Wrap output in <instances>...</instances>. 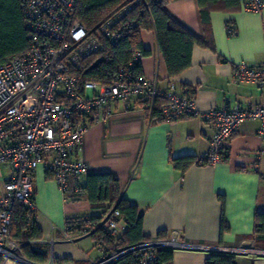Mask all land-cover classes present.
Listing matches in <instances>:
<instances>
[{"label":"crops","instance_id":"crops-1","mask_svg":"<svg viewBox=\"0 0 264 264\" xmlns=\"http://www.w3.org/2000/svg\"><path fill=\"white\" fill-rule=\"evenodd\" d=\"M167 14L181 27L212 48L196 47L192 66L170 78L158 38L151 28L142 31L145 50L142 73L160 90L170 85L195 91L198 107L211 110L228 103L250 109L264 103L262 89L241 84L235 67L264 64V10L247 13L212 12L210 30L202 22L198 0H168ZM236 27L229 36L227 24ZM136 103L129 112L112 105L113 115L99 114L84 136L81 158L88 174L64 195L52 174L40 169L35 176L36 222L43 238L31 243L48 260L89 264L101 257L93 237L65 235L68 220L102 216L92 210L83 188L88 176L110 174L120 185L122 197L143 216V234L158 238L174 232L189 245L174 251L172 264H206L217 248L247 251L235 254L238 264H264V242H254L256 216L264 213V140L258 137L257 120L244 123L229 147V161L216 166L194 165L176 171L172 160L206 153L213 130L199 119L175 123L156 122ZM5 176L9 167H3ZM1 192V187H0ZM225 202L223 206L222 202ZM223 219L229 231L221 235ZM46 262V263H47Z\"/></svg>","mask_w":264,"mask_h":264},{"label":"built area","instance_id":"built-area-1","mask_svg":"<svg viewBox=\"0 0 264 264\" xmlns=\"http://www.w3.org/2000/svg\"><path fill=\"white\" fill-rule=\"evenodd\" d=\"M79 0H20L25 27L30 37L29 50L18 59L0 66V264H35L27 259L22 245L10 239L15 207L27 210L28 220L36 213L35 176L42 168L52 174L61 192H77V183L88 174L80 157L84 136L99 114L113 115L112 105L129 112L136 103L152 117L158 100L162 120L175 123L196 118L211 127L213 136L200 164L216 166L223 163L231 141L241 126L251 120L260 122L258 137L264 140V103L250 109L240 105H224L203 111L189 88L170 85L160 90L136 68L144 59L135 52L122 66L109 85L87 82L80 85L78 73L84 60L104 50V42L117 38L115 28L135 4L129 0L113 11L99 26L89 30L76 20ZM247 13L264 10V0H240ZM229 36L236 27L228 23ZM234 78L241 84L259 86L264 94V64L245 63L235 67ZM9 167L5 176L3 167ZM98 227L114 240H120L126 223L115 209L102 216ZM88 232L85 235L90 236ZM65 235L70 234L65 230ZM101 257L89 264H115L133 256L136 264H156V250H176L189 245L180 241L178 232L166 240L158 238L108 252L98 245ZM225 254H247L245 250L217 248ZM45 264L57 262L53 256Z\"/></svg>","mask_w":264,"mask_h":264},{"label":"trees","instance_id":"trees-1","mask_svg":"<svg viewBox=\"0 0 264 264\" xmlns=\"http://www.w3.org/2000/svg\"><path fill=\"white\" fill-rule=\"evenodd\" d=\"M129 0H79L75 18L89 30L99 26L113 11ZM168 0H144L135 4L115 28L117 38L110 42L105 40L104 50L84 60L78 73L80 85L87 82H99L109 85L117 71L127 64L135 52H141L144 57L150 52L145 50L142 41V31L151 28L158 38L170 78H178L192 66V56L196 47L212 48L197 39L194 35L176 23L165 11ZM200 15L206 31L210 30L212 12H235L240 9V0H198ZM30 48V37L25 27V18L20 0H0V66L21 58ZM213 49V48H212ZM136 72L143 75L141 64ZM195 94V91L189 89ZM163 100H158L153 110L152 119L156 122L161 118L160 107ZM229 161V151L223 163ZM176 171L185 173L194 165L200 164V159L192 156L179 157L172 160ZM95 212L102 216L115 209L126 223L127 230L120 240L112 239L100 227L102 216L93 215L88 218L68 220L66 230L72 233H92L97 244L108 252L127 246L152 240L143 234V216L136 206L131 205L122 197L119 182L110 174L88 176L83 188ZM223 206L225 202L223 201ZM229 231L225 220L222 221L221 235ZM10 239L22 245V250L29 261L35 264H45L47 257L37 252L31 246L32 242L43 238L42 231L36 222V213L28 220L27 210L20 204L15 207L13 224L10 229ZM158 239L166 240L165 233H160ZM254 242H264V213L256 216ZM156 264H172L173 250H156ZM115 264H136L133 256L126 257ZM206 264H238L236 256L220 252L212 253Z\"/></svg>","mask_w":264,"mask_h":264}]
</instances>
